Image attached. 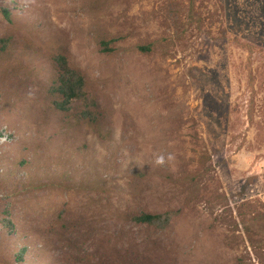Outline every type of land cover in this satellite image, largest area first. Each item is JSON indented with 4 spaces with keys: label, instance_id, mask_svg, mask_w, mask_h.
Returning <instances> with one entry per match:
<instances>
[{
    "label": "rangeland",
    "instance_id": "obj_1",
    "mask_svg": "<svg viewBox=\"0 0 264 264\" xmlns=\"http://www.w3.org/2000/svg\"><path fill=\"white\" fill-rule=\"evenodd\" d=\"M7 36L0 220L15 232L0 227V264H78L43 234L63 208L103 230L78 234L87 264H264V0H0ZM55 51L98 96L100 134L50 110ZM175 208L171 228L151 234L110 213Z\"/></svg>",
    "mask_w": 264,
    "mask_h": 264
},
{
    "label": "trees",
    "instance_id": "obj_2",
    "mask_svg": "<svg viewBox=\"0 0 264 264\" xmlns=\"http://www.w3.org/2000/svg\"><path fill=\"white\" fill-rule=\"evenodd\" d=\"M1 12L6 20L14 23L12 12L9 8L1 9ZM12 36L1 37V51L6 52L12 45ZM117 42V38L103 40L101 42L104 51H112L113 44ZM153 44L139 45L138 51L143 54L152 52ZM53 73L48 80L45 94L51 97L50 110L63 118L64 123L68 126L79 125L88 126L94 129L99 134L103 130V111L100 101L96 93L89 89L87 76L75 65L72 64L70 56L63 51H55L50 56ZM104 136H110L105 134ZM30 161L22 160L19 164L26 166ZM47 171V169H46ZM144 175L143 172L139 173ZM46 177V175H43ZM64 180V179H63ZM44 180L40 181V184ZM103 210L106 206L102 207ZM5 214L8 215L9 210L5 209ZM114 219L126 222L132 226L141 228L145 233L164 232L171 228L173 223L181 215V209H168L165 211L154 212L147 209L141 210H110ZM256 220L264 227V214L260 213ZM1 229H7L9 233L15 232V223L7 217H2L0 220ZM248 229V228H247ZM102 228L99 227V221H93V218L86 214L77 215L69 212L67 208L59 211L55 218L44 224L43 234H58L56 240H63L65 244L73 249V252L68 255L69 259H74L78 264L92 263L94 256L83 255L76 247L78 240L84 241L81 235L78 234H102ZM249 232V230H247ZM250 235V234H249ZM250 237V236H249ZM75 243V244H74ZM28 249L27 246L22 247L16 254L15 262L24 259V253ZM101 259L96 264H124L123 254H118L116 259L112 261L111 255L106 258L99 256ZM70 261V260H69ZM66 264H73L66 262Z\"/></svg>",
    "mask_w": 264,
    "mask_h": 264
}]
</instances>
